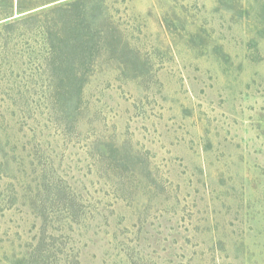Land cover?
<instances>
[{"label":"rangeland","instance_id":"1","mask_svg":"<svg viewBox=\"0 0 264 264\" xmlns=\"http://www.w3.org/2000/svg\"><path fill=\"white\" fill-rule=\"evenodd\" d=\"M83 3L76 112L0 0V264H264V0Z\"/></svg>","mask_w":264,"mask_h":264},{"label":"trees","instance_id":"2","mask_svg":"<svg viewBox=\"0 0 264 264\" xmlns=\"http://www.w3.org/2000/svg\"><path fill=\"white\" fill-rule=\"evenodd\" d=\"M83 2L84 0H73L65 4L52 5L40 12L31 11L26 14L25 12L33 7L25 9L26 6L22 0H18V15L15 18L6 19L2 24V27L10 30L19 20L21 22L31 20L34 23L35 29L33 26H30V29L33 28L34 33L41 35L45 48L43 52L45 62L42 66L47 67L49 77L53 80L51 84L53 95L58 98L56 102L64 107L71 105L76 112L80 110L83 85L87 81V68L92 67L95 53L104 45L108 51L118 50V44L114 39H112L113 46L109 49L111 41L106 39L104 28L97 24L93 26L91 24L93 22L85 25L79 19L81 12L84 13L87 10ZM65 6L69 9H65ZM41 14H45V17L41 18ZM96 37L95 42H92ZM113 161L117 167L123 164L119 159H113Z\"/></svg>","mask_w":264,"mask_h":264}]
</instances>
